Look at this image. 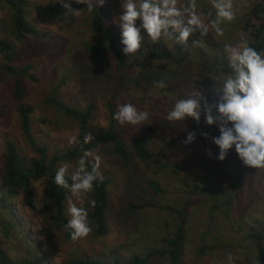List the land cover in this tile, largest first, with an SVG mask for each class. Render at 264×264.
I'll list each match as a JSON object with an SVG mask.
<instances>
[{"label":"rangeland","instance_id":"1","mask_svg":"<svg viewBox=\"0 0 264 264\" xmlns=\"http://www.w3.org/2000/svg\"><path fill=\"white\" fill-rule=\"evenodd\" d=\"M26 1L30 6L36 3L39 6L45 2ZM50 1L47 6L57 3L63 9V3L70 2L72 9L81 12L75 16L65 8L72 19L68 27L62 23L59 14L45 20L35 15L33 19L36 27L33 34L35 38L29 35L27 43L7 37L15 55L11 62L12 67L18 73L24 67H29V73L35 80L22 77L24 98L18 102L13 98V78L3 75L1 79L0 182L7 143H12L18 155L28 164L39 158L28 145L21 130L18 109L22 105L32 108L29 116L30 131L35 143L47 149L48 159L71 149L75 144H70L69 140L73 136L77 137L78 131L76 121L67 118L55 106L45 102L46 98L53 95L58 102L77 110H83L88 103L94 104L93 118L87 131L94 137L92 142L109 127L110 116L106 106L108 100L114 113L119 104L131 103L139 110L147 111L149 119L136 126L127 124L121 126L117 121L115 123V135L125 142L132 156L130 167L122 165L108 142H101L93 151L94 155L101 157L99 171L102 180L109 181L106 235H95V226L88 219L92 231L87 237L75 241L72 238L67 239L65 229L50 220L55 214V204L45 195L48 184L45 177L32 182L35 198L31 205L26 202L22 193H17L9 197L7 212L3 210L1 213L2 217L6 214L5 220L15 223L9 238L0 234L1 247L7 257L17 262L26 258L29 254L25 249H30L42 256L36 264H68L74 259H89L104 264H112L118 259L122 264H126L134 256L148 257L146 264H168L167 255L161 252L166 249L161 239L171 238L176 231V225L180 223L183 224L184 233L183 264H255V245L261 244L259 238L264 218H252L254 221L252 229L244 227L237 230L238 213L232 209L230 212L227 207L222 206L226 201L232 204L237 190L231 187L222 189L226 187L228 181L218 176L217 170L213 167L214 162L211 164V161L204 159L206 165L191 163L190 148L183 147L181 142L175 143L174 136H170L171 128L166 119L168 112L164 109L170 108L172 101L175 100V96L167 94L165 90L171 88L179 91L178 88H182L186 82L195 86L197 92L209 94L207 97V100L211 101L209 104L216 103L215 95L219 98L222 95L221 79L225 74L222 65H219V73L215 75L201 69L196 57L203 54L201 58L208 64L214 63V59L217 58L229 65L225 45L238 46L250 41L248 32L244 30L245 27L249 28L244 24L245 19L249 17L247 21L252 28L259 25L264 18V13H259L261 8L254 13L258 18L249 11L252 3H261L264 6V0H232L235 18L220 25L224 31L223 36L216 35L211 24V21L216 19L211 0H196L197 12L208 29L207 34L202 35L198 29L185 46L165 37H162L160 42L153 43L147 33L141 30L144 38L142 48L136 55H126L129 68L122 73L115 70V63L110 54L93 57L86 52L84 46H105V43L99 33L91 27L89 14L83 9V5L75 3L74 0H63V3L59 0ZM121 2L122 0H104L102 7L105 25L117 36L118 43L123 48L121 30L115 22L122 14ZM187 2L188 0H179L180 4ZM1 6L0 3V19H5L10 24V15L3 14ZM139 23L138 20L137 25ZM194 36H197V39H194ZM202 36H206L207 43ZM194 40L200 42L199 46H193ZM56 45L58 46L54 49ZM181 46L184 48L180 49ZM152 47L168 51L173 59L179 58L184 50H188L190 55L180 60V63L172 62L171 59L153 60L149 55ZM0 62L6 63L1 57ZM224 69L225 72L231 71L228 66H224ZM161 79L167 84L164 89L154 85V81ZM159 102L163 104V108L157 110L151 108ZM188 119L184 121V126L179 123L180 130L184 127L182 135L187 136L188 130H195V139H201L204 119L201 117L195 129L189 124L192 119ZM146 124L154 127L155 131L152 134L144 131ZM207 133L219 135V130L215 125L208 126ZM141 134L148 135L147 140L155 156L153 165L142 164L130 147L132 140ZM171 141L172 144L168 145ZM197 147L192 149L196 151ZM217 150L219 155V148ZM165 156L170 159L168 167L162 165V168H158L160 165L157 164L166 161ZM228 160L227 156L223 161L219 160L220 165H226ZM89 161L93 162L91 157ZM76 162L67 160L55 165V168L57 170L64 163L70 164L68 174L70 178ZM209 172L210 176L207 177ZM202 176L205 177L203 180L200 179ZM150 181L158 187L159 192H154L148 186L147 182ZM202 182L204 185H201ZM199 186L202 189H199ZM244 190H247L246 186ZM69 197L71 193L67 191V199ZM71 198L80 206L79 197ZM90 200L91 194L88 193L83 204L88 213L91 211ZM148 203L153 206L141 211L129 208V205ZM263 205L261 201L257 208L264 207ZM67 207L66 200L64 209L70 219ZM249 216L252 217L251 212ZM229 253L231 261L228 260Z\"/></svg>","mask_w":264,"mask_h":264},{"label":"trees","instance_id":"2","mask_svg":"<svg viewBox=\"0 0 264 264\" xmlns=\"http://www.w3.org/2000/svg\"><path fill=\"white\" fill-rule=\"evenodd\" d=\"M44 1L45 2L40 3L39 6L37 5V3L34 6H30L29 2L26 0H0V3L2 4L1 12L3 14L9 13L11 20L10 24H8L5 19H0V57L6 61L5 64H2L0 62V82L3 75H8L13 78V98L18 102L22 101V99L24 98L22 77H27L33 81L35 80V78L29 73V67H24L20 73H18L12 67L11 62H13L15 55L12 51V46L8 41L9 36L24 43L28 42L27 40L29 39V35H31L32 38H35V36L33 35L35 33L36 28L34 27L33 23L35 15L38 16V18L45 20L47 18H52L59 14L62 23L66 27H68L72 23L71 16L68 15V12L65 10V8L61 9L57 5V3L54 5L47 6V3L50 0ZM83 9L88 12L86 9V5H83ZM258 10L259 13H264V6L261 3H252L249 13H252L254 15V13L258 12ZM88 14L91 22V27L99 33L105 43V46L87 45L84 46L86 52L93 57H98L103 54H110L115 63V70L118 73L124 72L129 68L128 63L126 61V55L122 52L123 48L118 43L117 36L112 32V30H110L105 25L103 7H96L95 11H93L92 13L88 12ZM255 15L254 16L258 18L257 14ZM245 20L246 21L244 22V24L249 28L245 27L244 30L248 32V35L250 37V41L247 43V45L254 48L258 52L264 53V18H262L259 25L253 26V28L252 26H250L249 21H247L249 20V17H247ZM3 34H6V36L4 37ZM202 37V39H204V42L207 43L206 36ZM193 38L197 39V36H194ZM198 39L201 40V38L199 37ZM57 46L58 45H56L54 49H56ZM182 47L184 48V46H181L179 48L182 49ZM188 54V50H184L182 51V54L179 58L176 57L175 59H173L172 55L168 51L163 49H156L154 47L150 49L149 53L150 58L153 60L162 61L164 59H171V61L175 63H180V60L187 57ZM201 55L203 56V54ZM201 55L199 57H196L198 58V64L201 66V69L213 72L215 73V75H218L220 70L219 65H222L224 71L223 73H226V70L224 69V66H228V63L226 61H220L215 58L214 63L210 62L208 64L202 60ZM178 90L179 91H175L171 88L165 90V92L167 91V94L170 93L172 94V96H175V100L172 101L170 108L164 109L166 112H169L172 109L177 100L183 99L187 94H191L194 91L197 92L195 86L190 85L187 82L184 83L182 88H178ZM208 96L210 95L202 93L203 100H206L209 103L211 101L207 100ZM166 98H168L167 95ZM215 98L217 100V103L219 100V96L215 95ZM109 101L110 100H108L106 103L110 116V124L108 129L102 132L98 136V138L93 142H90L89 144H84V136L87 134L89 122L93 118V111L95 110L94 104L88 103L83 110H77L69 107L68 105L58 102L55 95L50 98H46L45 102L47 104L55 106L64 116L73 119L78 123V143H76L71 149L67 150L64 154L53 155L50 159H48L47 156V149L44 146L37 145L32 137L29 123V116L32 112V108L27 105H22L19 107L18 111L21 123V130L28 145L39 156V158L31 161L28 164V162L24 158L18 155L17 150L12 143L6 144L3 154V172L1 175L0 182V234L2 233L3 237L9 238L12 235L11 230L15 227L14 222H8L7 220H5L4 217L6 216V214L3 217L1 215V213L4 212L3 210H6L9 206L7 204V202L9 201V197L14 196L17 193H22L26 202L31 205L35 198L34 192L32 190V182L46 177L48 180V184L45 189V195L48 198L52 199L55 204V214L54 216L50 217V220L53 223L61 225L65 229L66 238H71V230H66L65 228V225L69 220V218L66 216L64 209V204L67 200V190L59 188L53 182L55 173L57 171L55 165L67 160L77 161L85 150H91L93 152L99 147V144L101 142H108L111 144L116 156L121 160L122 165L130 167L132 163V156L130 155L125 142L122 139L118 138L114 133V126L116 120L113 119L114 111L111 108ZM161 102L152 106L151 108L154 107V110L163 108L164 106ZM201 117L204 119V116ZM190 119L191 118H189L188 120ZM179 123H182V125L184 126V121H168V124H170L171 128L169 134L172 137L174 136L173 141L175 143L181 142V144H183V147L188 149L190 148L189 159L191 160V163L194 162V165H206L207 162L204 159L211 161V164L212 162L215 163L213 167L217 170L218 176L228 181L227 185H225L226 187H222V189H228L231 187L237 190L236 194L233 196L232 204L230 203V201H226L225 204H222V206L224 208L227 207L230 212L232 209L233 211L238 213L237 230L243 229L244 227L252 229V222H254L252 218H264V207L257 208L261 201L264 203V168L257 169L245 166L243 162L239 159L234 148L229 150L227 154L229 160L227 161L226 165H220V161L217 158L218 147L212 142L211 139L214 136H218V133H208L207 138L202 136V138L199 140L198 138L195 139L198 141H193L192 143L185 145L183 141L186 139L187 136L182 135L184 127L180 130ZM189 124L192 129L197 128V123L194 120H190ZM207 127L208 125H206V123L204 122V132H207ZM144 131L150 132V134H152L155 129L149 124H146L144 126ZM188 131L194 132L195 130ZM147 136V134L138 135L132 140L130 147L134 152V155L138 158L139 161H141L142 164L153 165L155 164V162H153L155 156L149 145ZM170 144H172V141L168 143V145ZM195 146H198V150L196 151L192 149L196 148ZM209 153H211V155H209ZM168 158L169 157L165 156L166 161L157 164L160 165L158 166V168H162V165L163 167H168L167 163L170 162V159L168 160ZM91 166L92 163L89 161V171L91 170ZM208 176H210V172L207 174V177ZM204 178L205 177L202 176L200 179L203 180ZM69 183H71L70 178ZM147 184L154 192H159L158 187L154 185L153 182L150 181L147 182ZM201 185H204L203 182L201 183ZM108 186V180H97L94 183V190L89 193L91 194V200L94 199L96 201V206L94 208L91 207V211L88 213V219L94 224V234L97 236H104L108 232ZM245 186L247 187L246 191L244 190ZM199 189H202V187L199 186ZM260 189H262V191ZM250 191H252L253 193L248 194V192ZM152 206V204L148 203L141 205H129V208L141 211L146 207ZM249 212L252 213L251 218L249 216ZM261 223L264 224V221H262ZM182 225L183 224L180 223L176 225V231L171 238L161 239L162 244L166 246V249L161 252L167 255L168 264H183L182 248L184 243V233ZM261 228V233V229H259V239L261 240V244L256 243L255 245V264H264V226ZM248 236L251 237L252 235ZM1 245L2 243L0 241V264H36V262L42 257L39 252L35 253L34 250L25 249V252L29 255L24 259L14 262L7 257ZM147 258H140L139 256H134L129 259L126 264H146ZM68 264L104 263L89 259H74L69 261ZM112 264L122 263L120 260L115 259Z\"/></svg>","mask_w":264,"mask_h":264},{"label":"clouds","instance_id":"3","mask_svg":"<svg viewBox=\"0 0 264 264\" xmlns=\"http://www.w3.org/2000/svg\"><path fill=\"white\" fill-rule=\"evenodd\" d=\"M63 3V0H59ZM77 4L86 5L89 13L96 7H102L104 0H74ZM215 9L216 19L211 21L216 35L223 36L224 31L220 25L231 22L235 17L232 11V0H211ZM71 15L78 16L81 10L71 8V3H63ZM122 14L116 19L121 30L122 52L125 55H136L142 48L143 36L141 30L153 43L161 41L162 37L174 39L176 44L187 45L189 38L196 31L207 34V27L197 12L196 0H188L187 4H180L179 0H122ZM140 21L137 25V21ZM199 41H192L193 46H199ZM231 71L226 72L221 79L222 95L215 104L203 100L200 92H193L191 96L176 101L167 113L169 122L185 121L188 118L197 124L204 116L208 126L215 125L219 135L212 137V142L219 148L218 159L223 161L229 150H235L239 159L245 166L264 168V53L258 52L247 44L238 46L225 45ZM157 88L167 87L165 80L154 81ZM203 100V102H202ZM113 119L121 126L141 125L148 121L149 113L139 110L134 104L124 103L117 106ZM201 136L208 137L207 132ZM196 138L194 132H188L185 145L192 143ZM94 137L87 133L83 143L89 144ZM70 144L78 143L77 137L69 140ZM211 155V153H209ZM92 158L91 170H88L89 158ZM101 157L94 155L91 150H85L76 162L75 170L70 175L71 165L62 164L56 171L54 184L71 193V197L80 198V206L67 199V212L70 217L65 225L71 230L73 241L87 237L92 228L88 220V211L83 206L88 193L94 190V183L102 181L99 171ZM91 207L96 206L94 199L89 201ZM231 254L228 260L231 261Z\"/></svg>","mask_w":264,"mask_h":264}]
</instances>
